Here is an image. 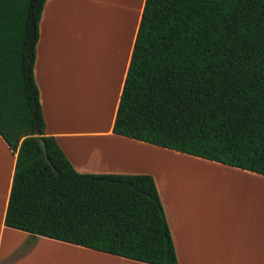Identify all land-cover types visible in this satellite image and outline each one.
Instances as JSON below:
<instances>
[{
    "label": "trees",
    "instance_id": "trees-1",
    "mask_svg": "<svg viewBox=\"0 0 264 264\" xmlns=\"http://www.w3.org/2000/svg\"><path fill=\"white\" fill-rule=\"evenodd\" d=\"M45 1L0 0V136L16 154L5 225L178 264L150 175L78 173L46 135L33 73ZM112 132L264 175V0H145Z\"/></svg>",
    "mask_w": 264,
    "mask_h": 264
},
{
    "label": "crops",
    "instance_id": "crops-1",
    "mask_svg": "<svg viewBox=\"0 0 264 264\" xmlns=\"http://www.w3.org/2000/svg\"><path fill=\"white\" fill-rule=\"evenodd\" d=\"M145 0H46L34 79L46 135L81 174L150 175L178 264H264V175L113 134ZM16 154L0 136V264H146L5 225Z\"/></svg>",
    "mask_w": 264,
    "mask_h": 264
},
{
    "label": "water",
    "instance_id": "water-1",
    "mask_svg": "<svg viewBox=\"0 0 264 264\" xmlns=\"http://www.w3.org/2000/svg\"><path fill=\"white\" fill-rule=\"evenodd\" d=\"M40 144H41V147H42L43 152L46 153L45 144H44V142L41 139H40Z\"/></svg>",
    "mask_w": 264,
    "mask_h": 264
}]
</instances>
